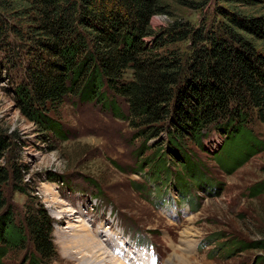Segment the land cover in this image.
<instances>
[{
	"label": "trees",
	"instance_id": "16d2710c",
	"mask_svg": "<svg viewBox=\"0 0 264 264\" xmlns=\"http://www.w3.org/2000/svg\"><path fill=\"white\" fill-rule=\"evenodd\" d=\"M212 2L210 20L198 26L181 18L158 31L150 25L156 16H171L173 5L203 11ZM263 7L264 0H0V52L9 69L21 64L15 103L42 132L64 139L52 116L69 98L118 114L121 101L128 116H120L144 141L164 133L165 148L159 142L157 149L197 185L207 182L188 142L202 148L206 136L226 137L215 160L227 172L263 149L248 129L264 125V12L256 9ZM11 140L0 131V159ZM162 154L152 155L156 169L166 168ZM9 182L24 192L16 165H0V264L9 250L26 246L29 264H49L53 221L43 208L29 207L17 223L4 196ZM263 192L264 181L249 190L252 197ZM255 245L264 251V243Z\"/></svg>",
	"mask_w": 264,
	"mask_h": 264
},
{
	"label": "rangeland",
	"instance_id": "374dc122",
	"mask_svg": "<svg viewBox=\"0 0 264 264\" xmlns=\"http://www.w3.org/2000/svg\"><path fill=\"white\" fill-rule=\"evenodd\" d=\"M212 4L203 11L173 5L171 16H156L150 25L158 31L181 18L198 26L200 21L210 20ZM145 43L150 45L151 39ZM3 59L0 52V131L13 138V152L7 150L0 165H16L25 189L21 192L9 182L4 196L17 223L29 207L35 211L43 208L52 219L50 237L55 258L49 264H96L85 248H77V240L65 229L79 219L88 225L84 233L100 241L118 264L119 250L101 237L102 225L106 229L117 226L160 264H264V251L256 248L259 245L253 246L264 243V192L254 197L249 194L253 186L264 181V125H248L262 141L263 149L233 172H227L215 160L227 143L226 137L216 133L209 139L206 136L202 148L188 142L190 158L207 182L196 185L182 165L171 162L157 149L159 142L165 148V134L144 141L139 129L131 128L130 122L120 116H128L121 101L118 114L96 103L69 98L60 114L52 116L61 126L64 139L49 130L42 132L21 115L15 103L21 64L15 62L16 69H9ZM130 78L127 72L125 79ZM154 153L164 155L162 165L166 168L156 169L157 163L151 160ZM173 175L182 179L184 187H179ZM89 197H99L111 205L112 214L90 206ZM165 198L175 201L170 202V208L173 214L178 212L176 217L161 214ZM69 210L76 213L65 217L62 211ZM239 243L249 247L240 248ZM30 253L27 246L9 250L1 264H29Z\"/></svg>",
	"mask_w": 264,
	"mask_h": 264
},
{
	"label": "bare ground",
	"instance_id": "6f19581e",
	"mask_svg": "<svg viewBox=\"0 0 264 264\" xmlns=\"http://www.w3.org/2000/svg\"><path fill=\"white\" fill-rule=\"evenodd\" d=\"M72 212L74 213L75 211ZM62 213H64L65 217L71 215L70 210L62 211ZM79 220H73L74 223L68 224L65 228L69 231L68 233L70 235H73V239L77 240V248L79 250H83L85 248L96 264H118L111 258L113 256L102 248L99 244L100 241L98 242L95 237H91L90 235L84 233L83 228H86L87 230L88 225H86L82 220Z\"/></svg>",
	"mask_w": 264,
	"mask_h": 264
}]
</instances>
